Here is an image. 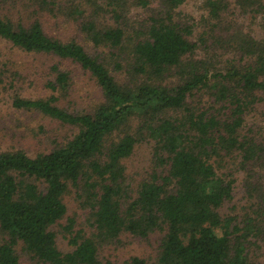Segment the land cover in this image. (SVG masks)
Instances as JSON below:
<instances>
[{"label": "trees", "instance_id": "16d2710c", "mask_svg": "<svg viewBox=\"0 0 264 264\" xmlns=\"http://www.w3.org/2000/svg\"><path fill=\"white\" fill-rule=\"evenodd\" d=\"M126 1L30 0L78 21L111 60L48 36L37 17L22 24L0 15V38L78 64L102 95L81 112L59 106L56 93L66 95L68 78L52 65L46 97H12L13 107L76 132L33 156L0 152V264H114L100 254L104 246L123 233L141 238L157 230L152 261L131 256L122 264H251L247 252L264 233V127L248 126L246 117L264 102V0H200L209 27L195 33V20L179 10L185 0H129L151 11L134 26L124 21ZM228 23L232 30L216 29ZM124 46L126 69L112 52ZM170 71L174 84H162ZM195 93L206 107L187 105ZM143 142H152L161 170L131 184L124 161ZM235 174L246 204L238 218L220 210L235 197ZM68 185L87 208L89 230L66 215ZM61 221L71 247L64 252L53 230Z\"/></svg>", "mask_w": 264, "mask_h": 264}, {"label": "rangeland", "instance_id": "374dc122", "mask_svg": "<svg viewBox=\"0 0 264 264\" xmlns=\"http://www.w3.org/2000/svg\"><path fill=\"white\" fill-rule=\"evenodd\" d=\"M128 1H126L125 24L134 26L151 13L150 10L133 7ZM199 2L200 0H185L179 6L181 16L188 14L195 20V28L192 29L194 33L196 28L201 30L203 27L207 30L209 27L200 19L204 10L199 6ZM155 5L152 4L150 7L157 11ZM0 15L13 23L21 22L22 24H27L37 17L48 36L61 41L74 40L80 43L90 55L97 54L103 59L111 60L106 47H94L86 40L78 29V21H72L57 11H53L51 14L45 10H38L30 0H0ZM229 25V23L228 26L222 24L218 27L217 25L216 29L232 30ZM216 29L211 28L210 34H216ZM252 29H256V26ZM112 52L113 60L119 61L123 66L122 69H126V60L130 57L128 48L125 46L121 49L113 48ZM52 65H56L65 72L68 78L66 95L56 93L58 96L56 103L59 106L75 113L87 110L101 101L102 95L99 88L89 73L81 69L78 64L47 53L23 51L9 41L0 38V152L19 149L27 155L33 156L65 143L76 132L75 126L63 124L35 110L18 109L11 105L13 96L30 99L46 97L50 91L45 82L52 80L54 75L50 69ZM169 74L167 78L163 79L162 84H174L175 77L171 71ZM186 101L188 106L197 109L207 106L205 96L199 93L188 96ZM179 115H181L180 111L167 112V116ZM246 121L247 125L253 128L264 127V102L255 105L254 110L247 114ZM151 145L152 142L136 145L132 154L124 161L126 178L129 183H138L139 180L149 177L153 171L161 170V166L152 160ZM235 176V197L231 202H225L220 210L223 214L238 218L246 204L242 198L240 175L235 174ZM77 199L74 188L68 185L67 191L63 195L66 215L74 219L75 227L83 225L85 229H88L87 208L78 204ZM62 224L64 221L54 225L53 230L56 233V246L64 252L70 250L71 247L65 240V233L63 235L61 231L60 225ZM263 235L264 233L258 239L259 246H251L247 252L251 264H264ZM160 236L161 232L158 230L141 238L123 233L117 241L104 246L100 254L104 260L114 264H122L131 256L142 258L148 263L153 260L156 254Z\"/></svg>", "mask_w": 264, "mask_h": 264}]
</instances>
